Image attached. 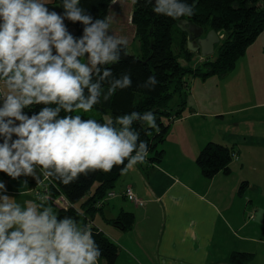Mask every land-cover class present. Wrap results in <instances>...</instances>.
<instances>
[{"label": "clouds", "instance_id": "1", "mask_svg": "<svg viewBox=\"0 0 264 264\" xmlns=\"http://www.w3.org/2000/svg\"><path fill=\"white\" fill-rule=\"evenodd\" d=\"M62 9L50 10L42 0H0V172L14 180H38L39 168L44 177L69 185L127 161L126 173L148 155L134 122L158 128L151 112L104 123L72 115L108 102L132 79L103 67L119 62L128 43L109 34L108 20L93 21L80 0H62ZM153 11L175 19L193 15L194 8L183 0H155ZM65 20L83 25L82 35L73 36ZM156 84L149 76L140 86ZM34 105L43 107L29 116L24 110ZM0 192V264H97L101 251L90 229L60 218L52 207L31 201L22 206L4 183Z\"/></svg>", "mask_w": 264, "mask_h": 264}, {"label": "crops", "instance_id": "2", "mask_svg": "<svg viewBox=\"0 0 264 264\" xmlns=\"http://www.w3.org/2000/svg\"><path fill=\"white\" fill-rule=\"evenodd\" d=\"M42 2L54 4L53 0ZM54 10L62 13L58 7ZM65 24L72 26L68 20ZM258 40L262 48L249 55ZM214 77L217 87L222 78L228 95L205 85ZM199 84L204 88L201 94L195 92L194 80L189 85L191 105L170 125L163 158L157 163H138L122 173L117 188L112 190L114 195L103 206V215L109 218L121 210L133 212L132 227L105 228L98 216L94 220L120 247L115 264H230L232 251L254 253L257 243L264 244V225L256 232L240 233L248 225L241 218L240 213L245 212L241 208L255 207L252 193L264 192V172L258 178L251 173L258 166L251 162L256 150L264 151V29L228 74L208 76ZM2 87L3 83L0 92ZM246 88L251 94L242 99L240 91L244 93ZM212 140L233 146L237 156L230 162L229 174L217 172L205 177L196 164L199 150ZM1 178L0 183L16 202L22 206L28 201L35 203L34 180L23 176ZM219 180L228 184L226 189L232 197L228 205L222 204L225 197L217 185ZM243 180L247 185L239 192ZM126 185L132 186L140 202L124 197Z\"/></svg>", "mask_w": 264, "mask_h": 264}, {"label": "trees", "instance_id": "3", "mask_svg": "<svg viewBox=\"0 0 264 264\" xmlns=\"http://www.w3.org/2000/svg\"><path fill=\"white\" fill-rule=\"evenodd\" d=\"M114 1L80 0V7L92 16L93 21L107 20ZM183 2L192 6L194 13L191 16L175 19L156 14L153 11L155 0H151L150 3L148 0L133 2L130 20L135 26L134 37L138 41V52L131 53L126 46L121 51L119 62L103 66L111 69L116 78L123 74L130 75L131 87L117 90L108 102L101 99L90 113L81 111L72 114L104 123L110 118L114 121L117 117L132 112L141 115L146 112L153 113L158 128H149L143 121H135L133 125L134 129L139 131L140 140L147 142L149 146L145 161L149 164L157 163L163 158V144L170 125L174 118L183 116L187 108V77L193 75L205 79L211 75L228 74L235 67L238 58L245 53L248 45L264 29V0H183ZM53 3L63 13L62 0H53ZM181 19L188 20L205 31L214 29L223 34V38L216 45V53L205 57L203 62L195 66L183 64L179 59L182 53L185 61L189 63L193 54L186 45V32L177 26V22ZM68 22L75 27V36L80 37L83 33V25L79 22ZM176 32L179 34L177 52L173 49ZM149 76H154L157 84L154 88L145 89L140 85L144 84ZM108 84L109 81L104 82L105 89ZM175 96L177 99L175 104L170 105ZM41 107L43 106L34 105L24 111L30 116L38 112ZM63 115L64 113L61 112V116ZM233 153V146L212 140L202 146L195 161L205 177H212L217 172L229 174ZM126 163L127 161L125 165ZM125 165L116 166L107 173L97 170L81 175L69 185L46 177L45 185L34 181L38 191L36 204L52 207L60 218L71 217L79 226L91 230L93 239L101 251L97 264H115L120 247L95 223V218L98 216L104 220V223L122 229H129L134 223L133 212L121 210L112 218L106 217L102 212L106 201L114 195L112 190L119 181L123 173L121 170ZM0 174L7 176L3 172ZM246 185V180L241 181L239 192H242ZM60 195L67 200V208L60 207L56 203V198ZM123 195L129 200L124 193ZM253 257L252 252L232 251L228 261L231 264H246Z\"/></svg>", "mask_w": 264, "mask_h": 264}, {"label": "rangeland", "instance_id": "4", "mask_svg": "<svg viewBox=\"0 0 264 264\" xmlns=\"http://www.w3.org/2000/svg\"><path fill=\"white\" fill-rule=\"evenodd\" d=\"M132 5H133V0H116L111 5L110 11H109L108 16H107V20L110 23V29H109L110 33L109 34L112 33L113 35H115L117 37L125 38L127 40V42H128L127 43V50L129 52H131V53H136L137 54V52H138V49H137L138 48V41H137V38L134 37V35H135V26H134V24L131 23V20H130V14H131ZM46 6L50 10L52 8L53 9H57L56 4H49V5H46ZM181 20H185V19H181ZM178 28L180 29L179 26H178ZM207 31H205L203 29V31L201 33V36H204ZM196 32L192 33V34H196ZM216 33L219 36V41L214 44L213 52L211 54H208V55H203L200 52V48H198V49L196 48L195 49V43H196L195 42L196 41L195 37L192 40L193 42H190L191 47L194 48V49L193 50L189 49V47H188V35H187V32H186V45H187V48L189 49V51L192 52L193 54L191 55V59H190V61L188 63L183 58L182 53H180V57H179L180 62L183 63V64L187 63V64H189L191 66H195L196 64H199V63L203 62V60H205V57L212 56L214 53H216V45L223 38V34H220L218 32H216ZM178 36H179V34L176 32L175 36H174L175 40H174V43H173V49L176 52L178 51V48H179V46H177V37ZM260 48H262V44H261V41L258 40L253 46H251L249 55H252L254 53V49H260ZM200 79H202V78L199 77V76H193V75H189L187 77L186 85L188 87L187 88L188 95H189V85L191 84V82L193 80L196 83L195 92H196V90H198V94H201V92L204 90V88L201 86V84L198 85V81H200ZM221 79L220 80L218 79V82H219L218 83V87H217V85H215V83L217 81V77H214L212 80H207L208 82H206L207 84H205V85H208V88L213 90V91H220V92L224 91L228 95V93H229L228 86L226 88L223 87L221 85ZM199 83H202V82H199ZM231 87H232V91H233V85ZM2 88H3V91H4V87H2ZM190 89H191V86H190ZM240 94H241V98L242 99H247V97L250 96L251 92H250L249 89L246 88L244 93L240 91ZM198 97H200V96H198ZM238 98L240 99V96H238ZM176 100L177 99H176V96H175L171 100L170 105L175 104ZM236 101H237V99H236ZM188 104L191 105V102L189 101V103H188V97H187V107H188ZM185 110L183 112V115L185 113ZM178 119L179 118H177V119L174 118L173 122L178 120ZM256 151H257L256 152V157H253L251 159V162L255 163V165H258V166L256 168V171H251V173H252V176H254L255 178H258L259 174L260 173L262 174V172H264V151L263 150H256ZM236 156H237V154L234 151V153L232 154V159L236 158ZM259 167H261V168L259 169ZM37 175L39 176L38 180H34L30 176H28V178H31L32 180L37 181L38 183H40L42 185H45L47 181H46L45 177L40 173L39 168L37 169ZM0 177H3V175L0 174ZM1 180H3V178H1L0 181ZM217 185H218V187L221 190H223L222 195L224 194V197H225V200L222 202V204L224 203L225 205H228L231 202V198H232L230 196L231 194L228 193V190L226 189L228 187V184L225 181L219 180V181H217ZM117 186H118V181H117V183H116L114 188H117ZM33 187L35 188V186H33ZM252 194L254 195L253 203L255 204V207L248 206V207H244V208L242 207L241 208L242 211H243V209H245L244 213L243 212L240 213V215H242L241 216L242 220L243 221H248L247 222L248 225H246V227H244V229L242 231H240L241 234L243 232H246V233L247 232H256V230H258L259 228H261V226L264 225V192H260L259 191L258 193H254L253 192ZM37 195H38L37 189H33L34 199L38 198ZM56 203H57V201H56ZM225 207H227V206H225ZM97 220L105 228L106 227L107 228L110 227V225L104 223V221L100 217L99 218L97 217ZM263 227H262V229H263ZM262 229L260 230V232H262ZM262 234L263 233H261V235H259V236H262ZM263 236H264V234H263ZM255 248L256 249L254 251V258H253V260H252V262L250 264H264V244H261V243L258 244L257 243V246Z\"/></svg>", "mask_w": 264, "mask_h": 264}, {"label": "water", "instance_id": "5", "mask_svg": "<svg viewBox=\"0 0 264 264\" xmlns=\"http://www.w3.org/2000/svg\"><path fill=\"white\" fill-rule=\"evenodd\" d=\"M177 25L180 27L181 30L187 32L189 49H191V50L194 49L191 47L190 42H193L192 40L195 37L196 38L195 49L200 48V52L203 55H208V54H211L213 52L214 44L219 41V36L215 32L214 29H209L204 36H201L203 28L194 24V23H191L187 20H180V21H178ZM192 27H194L197 30L196 34L191 33ZM67 29L71 33H76V29L74 26H67ZM56 201L60 205V207H63V208L68 207V202L62 195H60L56 199Z\"/></svg>", "mask_w": 264, "mask_h": 264}, {"label": "built area", "instance_id": "6", "mask_svg": "<svg viewBox=\"0 0 264 264\" xmlns=\"http://www.w3.org/2000/svg\"><path fill=\"white\" fill-rule=\"evenodd\" d=\"M123 193L127 196L130 201L140 202L139 198L136 196L134 189L131 186H126ZM111 194V193H110Z\"/></svg>", "mask_w": 264, "mask_h": 264}, {"label": "flooded vegetation", "instance_id": "7", "mask_svg": "<svg viewBox=\"0 0 264 264\" xmlns=\"http://www.w3.org/2000/svg\"><path fill=\"white\" fill-rule=\"evenodd\" d=\"M196 31L197 30L194 27L191 28V33H195Z\"/></svg>", "mask_w": 264, "mask_h": 264}]
</instances>
